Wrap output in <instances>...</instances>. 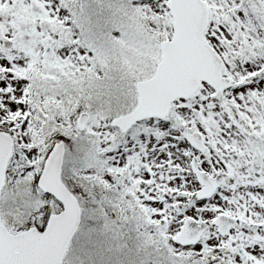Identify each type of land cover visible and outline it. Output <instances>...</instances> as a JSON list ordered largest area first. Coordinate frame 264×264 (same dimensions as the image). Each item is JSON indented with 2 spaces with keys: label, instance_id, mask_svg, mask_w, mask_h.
<instances>
[{
  "label": "snow or ice",
  "instance_id": "6c2138e0",
  "mask_svg": "<svg viewBox=\"0 0 264 264\" xmlns=\"http://www.w3.org/2000/svg\"><path fill=\"white\" fill-rule=\"evenodd\" d=\"M0 264H264V0H0Z\"/></svg>",
  "mask_w": 264,
  "mask_h": 264
}]
</instances>
